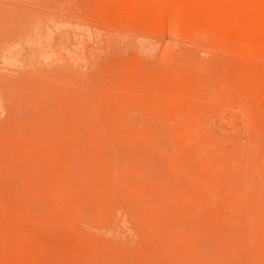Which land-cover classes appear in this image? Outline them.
Returning <instances> with one entry per match:
<instances>
[{"label": "rangeland", "instance_id": "rangeland-1", "mask_svg": "<svg viewBox=\"0 0 264 264\" xmlns=\"http://www.w3.org/2000/svg\"><path fill=\"white\" fill-rule=\"evenodd\" d=\"M130 1L0 0V264H264V52Z\"/></svg>", "mask_w": 264, "mask_h": 264}, {"label": "bare ground", "instance_id": "bare-ground-1", "mask_svg": "<svg viewBox=\"0 0 264 264\" xmlns=\"http://www.w3.org/2000/svg\"><path fill=\"white\" fill-rule=\"evenodd\" d=\"M132 1L133 0H131L130 2H132ZM121 2L119 3V5L121 4ZM110 3H111V1H110ZM107 5H110V4H107ZM153 6H155V5H153ZM156 7L157 8H155L154 10L152 9L153 11H146V10H142V9H140V11H139V8H138L139 12H134L132 17L130 18V16H129V18L130 19H136L138 21H143L145 19L144 23H145L146 19L148 18V19H150V22H152L153 24H157V23H161V22L164 23L163 21L166 19V17H169L170 20L167 19L166 23H168V21H170L169 23H170V27H171L170 29L171 30L168 29V33L170 31L171 35L173 34V31H174L176 24L181 23V22H185L186 24H189L190 26L200 27L202 30H204V31L206 30L205 32H208L210 34L215 33L219 39L228 40V41H230L229 43H233L235 45H245V46H248L247 48L257 47L260 51L264 52V0H162V2L159 5H157ZM143 8H144V6H143ZM108 10H111V8ZM115 10H117V9L115 8ZM120 10H122V9H120ZM148 10H149V8H148ZM117 12H119V11H117ZM128 12H129V10H128ZM117 17H120V16H117ZM148 22H149V20H148ZM186 24L184 25V28L186 27ZM189 25H187V26H189ZM170 33H169V36H170ZM196 33H197V31H196ZM194 34H195V32L193 31V35ZM169 45H170V43H169ZM111 51H113V50H111ZM245 51H246V49H245ZM163 56L165 57L166 55H163ZM106 57H108V56H106ZM143 60H144V58H143ZM167 63H169V62H167ZM140 64H142V63H140ZM54 72H55V70H54ZM57 73H59V72H57ZM59 75H60V73H59ZM84 79H86V78H84ZM65 82H66V80H65ZM140 118H142V117H140ZM121 169H123V167ZM113 178H115V177H113ZM143 206H145V205H143ZM142 209H144V208H142ZM142 235H144V234H142ZM212 259H213V257H212Z\"/></svg>", "mask_w": 264, "mask_h": 264}]
</instances>
